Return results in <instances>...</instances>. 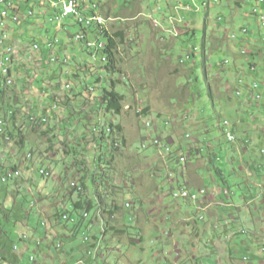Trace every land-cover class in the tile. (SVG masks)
Returning <instances> with one entry per match:
<instances>
[{"label":"rangeland","instance_id":"374dc122","mask_svg":"<svg viewBox=\"0 0 264 264\" xmlns=\"http://www.w3.org/2000/svg\"><path fill=\"white\" fill-rule=\"evenodd\" d=\"M124 1L109 0L104 12V17L108 19L106 24L110 34L113 36L117 32L124 34L122 39L114 36L118 45L115 73L108 74L102 68L99 58L96 60L98 65L96 67L94 60L87 54L88 49L82 48L83 43L75 42L73 39L67 42L64 33L60 32L57 33V38L67 43L58 44L56 53L64 54L70 59L67 69L64 70L61 66L51 67L45 80L38 72L44 69L38 64L30 65L27 69L35 76L32 78L29 75L16 80L15 86L0 102V119L4 120L6 134L11 138L9 142L0 140V169L3 168L4 162L7 169L18 167L23 173L21 180L9 186L3 184L1 181L3 174H0V184H2L0 185V228L5 227L13 242L10 244L9 240L7 245L6 241L4 242L8 252H11L14 244L22 247L17 259L19 264H31L29 257L34 255L38 259L39 255L32 253L35 250L31 253L25 252L26 246L19 242V237L23 233L31 235V239L35 238L32 240L33 245L36 244V240L44 243V252L40 261H44L45 264L48 257L57 258V262L59 261L62 252L57 251L56 244H61L64 250L71 252L70 257L74 259L85 258L84 254L88 250L95 249L98 251V257L103 258L104 262L101 264H199V261L206 258L205 254L211 255L199 254L198 252L203 251V248L199 243L193 245L197 247V251L191 248L189 239L185 242L187 252L180 254L179 258L176 256V260L172 255V258L165 262L163 258L166 255L163 256L159 252L156 238L171 224L162 223L161 216L156 214L160 210L153 209L158 206L163 209L164 205L161 203L150 205L151 200L148 199L154 197L155 201H161L160 194H153L150 189L153 190L154 186L164 183L170 186L171 182L167 171L166 176H161V179L158 176L153 154V150L156 153L158 150L151 148L152 150L142 151L143 137L155 135V132L144 126V122L148 120L154 122L155 131H162L164 136L172 137L176 148L182 151L188 148L199 151L201 159L191 160V163L197 164L190 168L191 176L196 175L195 169L199 170L202 167L204 169L205 165L200 162L205 154L208 156L214 149L218 160L212 155L210 167L213 178H218L217 169L222 170L237 194V200L241 198L242 189L236 186L238 176L241 175L238 172L240 151L238 144H234L235 141H230L227 137V133L230 132L229 127H225L227 120L223 122L224 134L233 144H229L223 137L221 128L223 119H229L234 124L235 113L230 111L228 114L229 107L235 108L236 112L239 111V107L236 106L235 100L222 99L225 88L229 89L222 80V74L226 73V70L211 66L214 67L227 57L224 52H227L229 57L233 50H241L242 46L238 45L241 43L228 41V38L229 40L234 36L237 38V33L228 32H236V27L246 26L248 20L254 24V20H250L247 15L251 16L256 0H221L220 4L215 3L218 0H209L211 6L209 15L202 6L204 0H170L169 2L127 0L126 4L121 5ZM177 3L191 4L190 6L194 8L190 13L180 11L187 17L179 25L182 35L176 38V34L171 32L170 23L169 34L162 32L160 35L149 16L159 21L168 20V12H172L173 16L177 15L173 10ZM158 8L161 10L155 12ZM220 16L225 20L223 25L218 23ZM63 22L71 24L68 25L67 32L72 35L80 30L73 17ZM33 23L40 25L41 21L34 20ZM191 28L195 31V37L184 36V33ZM45 29L52 37L56 35L54 28L49 24H46ZM205 34H207L205 48L210 51L206 64L201 59ZM20 37V35L16 37L15 43L12 41V44L18 47H14L15 52H18L13 69L15 65L23 64L16 63L18 53L27 55L28 62L34 63V59H37L36 53L29 54V46L33 42L39 45L42 43V41L39 43V33L35 31L29 35L28 41L25 36V38ZM256 40L258 41V38ZM234 44L236 46H233ZM194 48L197 50L195 51ZM190 52L196 54L192 60L187 59ZM39 55L44 57L43 51ZM241 55L244 56L243 50ZM82 57H85L86 61ZM47 58L51 59L50 54ZM234 58L237 56L234 55ZM262 59L264 60V56ZM263 60L258 64L259 74L261 69H264ZM182 61H186V65L182 66ZM192 66H195L194 73L190 71ZM204 69L207 71V79ZM67 71L70 73L67 74ZM257 75L258 73L251 72L246 76L251 81ZM111 81L117 83V91L125 98L124 112L120 116L106 115L105 110L100 106L102 89L108 88ZM57 83L60 85L59 88H56ZM67 85L71 86L69 90H65ZM44 86L52 88L50 94L41 93V88ZM44 91L48 92L49 89L44 88ZM55 104L58 108L53 110ZM141 111L151 117L142 120L139 115ZM263 112L262 109L257 112L262 124H264ZM30 116H46L49 118L48 123L39 129L37 126L32 128L30 121L27 120ZM193 117H199L195 122L197 128L185 124L188 120L195 121ZM164 118L170 121V126L161 125L158 121ZM108 123L120 125L123 129L125 144L119 150L105 152L99 148L97 140L99 135L94 134V127L101 130ZM234 126L239 129L238 124ZM244 132L238 130L237 140L241 139ZM184 134H190L192 141H184ZM21 141L24 143L19 144ZM29 152L34 154L33 160L30 161L27 159ZM187 152L185 151L184 154ZM246 155L250 154L246 153ZM99 156H102L101 163ZM41 169L50 170L53 177L45 179L40 176ZM72 184L80 186L84 184V191L79 193L73 190ZM147 189L150 193L146 192ZM80 200L96 204L97 209L91 211L90 218L85 222L78 219L76 229L72 230L73 225L63 223L59 218L63 214L70 216L73 205ZM31 201L36 203L33 207L29 205ZM169 201H166V211L178 210L174 209L176 205ZM130 202L134 205L140 203L141 209L138 212H142V221L139 217L136 218L137 221H130L128 216L130 212L125 209V204ZM111 209L114 211L110 212ZM7 214L11 222L6 220ZM193 214L190 209L182 215L180 212L176 213L174 222L182 219L183 215L186 222L174 224L170 227V231L181 232L185 236L194 235L197 227L191 223ZM26 222L32 224L28 230L23 226ZM43 222L46 223V227L42 225ZM122 225H126V228ZM140 228L141 240L136 242ZM77 230L79 233L76 232ZM85 237L91 239L86 243L88 246L83 243ZM238 247L232 245L231 255L225 254V264H257L259 257L264 258L262 240H257L250 247L243 245ZM223 252L216 250V259ZM118 255L122 260H119ZM68 259L72 260L69 257ZM66 260L67 258H64V261ZM208 260L209 264H216L212 259ZM94 263L95 260L91 257L89 264Z\"/></svg>","mask_w":264,"mask_h":264},{"label":"crops","instance_id":"0c3cea01","mask_svg":"<svg viewBox=\"0 0 264 264\" xmlns=\"http://www.w3.org/2000/svg\"><path fill=\"white\" fill-rule=\"evenodd\" d=\"M63 33L67 40V33L65 32ZM224 53H226L227 54L226 56L228 57V53L227 52ZM46 55L47 54H44L43 58H46L47 57ZM234 55H236L237 58H234ZM84 58L85 57H82V59L86 61ZM229 58L233 60L232 66L228 69L221 68V70H226V73L222 74L223 83L226 85L231 82L230 84V88H231L232 84H236L239 75L242 74V72L247 71V66L245 67L243 65L246 64V61L240 56L238 50H233L232 55H229ZM261 74L258 75L257 77L260 80H263L264 82V76L260 78ZM222 99L224 100L228 99V101L235 100L237 102L236 106L239 107L238 109L239 111L236 112L235 108L229 107L228 114H230V111H233L235 113V118L233 119L234 120L233 125H237V124L239 125V129L237 126H234L235 130H237V132L238 130L245 131L242 136L243 138L241 137V139L238 140L237 142L238 144L237 147L238 150L240 151V161H239L240 168L238 172L241 173V175L238 176L239 180H237L236 186L238 185L239 188L242 189L241 198L237 200V194L234 192V190L226 180V176L224 172L222 173L224 176V180L220 178L217 179L213 178L211 174L212 172H211L210 164H212L211 156L215 155L214 149L213 152H211L208 156H206V154L203 156L204 159L200 163L204 164L205 167L204 169L203 167L199 170L195 169L196 171L195 176L190 175L191 173L190 168L197 166V164L195 165L191 163V161L186 166L183 167L177 166V164L171 165V167L176 170L180 184L184 185L185 187H187L192 191H197L202 188H205L207 189L208 194L207 197L204 198L201 201V203H199L196 206L193 204L192 205L183 204V203L177 204L173 202V200L170 198L168 185L166 183H164L163 185L160 184L154 186L153 190L150 189L153 194H160L161 201L159 202L155 201L154 197H150V199H148V201L151 200L149 204L154 205L157 203H161V205H164L163 209H161L160 206L153 209L160 210L157 211L156 214L161 216L162 223L171 224L169 228L163 230L162 233L158 234V237L156 238V241H158L157 247L159 251L162 252L163 256L166 255V257L163 258L165 262L169 261L172 258V255H174V258L176 260V256H178L177 258H179L180 254L187 252L186 250L187 246L185 245L187 239H189V241L191 240L189 246L193 249H196V251H197V247L193 245H195L196 243L200 244V247L203 248V251L198 252L199 254L202 255H204L205 253L211 254L210 256L208 254H205L206 258H203L201 261H199V264H209L208 259H212L216 264H225L226 261L225 254L228 253L229 255H231L230 249L232 245L236 246V248H239L238 245L250 247L253 244H255L257 240L264 241V155L257 153V151L254 153H251L249 151L248 154L250 155H246V153L242 151L244 149V143L246 141H250L252 143L250 149L254 148L255 150H257L259 148L261 149L264 146V124L258 125L257 123H254L252 119L253 117L255 118L258 117L256 111H258L259 109H262L264 111V103L258 104L256 102H252V100L247 95H245L242 99H237L232 95V93L229 95L225 94L224 98ZM192 119H195V121L190 122L188 120V122L185 124L187 126L192 125L196 127L195 122L198 121L197 119H199V117L196 118L193 117ZM257 127L258 130H256ZM160 133L162 136H164L162 134V131ZM164 137L173 140V138L170 136H164ZM189 150L190 148H188L185 151L189 152ZM153 154L156 159V160L154 159L156 163L155 168L158 169L159 172L158 176L161 179V176L163 177L166 176V170H165L166 166L163 164L161 160L158 159V156L155 151H153ZM195 158L199 160L201 159V156L199 158L197 157ZM146 159L149 158L146 157ZM224 188H230L233 197L229 198L222 196L220 194V191L223 190ZM148 191L149 189H147L146 192L150 193ZM165 200L166 201L170 200L169 202H171L173 205H176L174 209H178V210L166 211L167 202ZM184 208L187 211H189L190 209V211L194 212L193 220L191 221V223L195 227H197V229L194 231V235L192 236L191 234L185 236L184 233L182 234L181 232L177 233L174 231L172 232L170 231V227H172L174 224L178 225L184 221L186 222L185 215H183L184 217L182 219H178L175 222L173 221L174 215L176 213L180 212L181 215L186 213V210H184ZM141 213L138 211L136 212V216L139 217V219H141ZM199 216H201V218L202 217L205 218V220L204 221L198 220ZM155 222L156 221H153V223ZM28 223L29 225L27 226V230L30 227V225H32L31 222H26V224L25 223L23 224V225H27ZM174 229H176V227ZM5 234L6 231H5V227L3 226L2 228H0V242H1L0 247L2 248L4 247V240L6 239ZM30 248L31 250H33L34 245L30 244ZM218 249L223 250L224 252L220 253V255H218L216 259L215 251ZM72 250L73 249L71 248L70 251ZM118 258L119 260H122V258L119 255ZM258 260L259 261L257 264H262V262H264V258L262 257H259ZM260 261L261 263H259ZM1 264H3V262Z\"/></svg>","mask_w":264,"mask_h":264},{"label":"built area","instance_id":"2783aa9c","mask_svg":"<svg viewBox=\"0 0 264 264\" xmlns=\"http://www.w3.org/2000/svg\"><path fill=\"white\" fill-rule=\"evenodd\" d=\"M152 1V0H147ZM159 1V0H154ZM150 8V7H149ZM264 8V0H257L256 6L253 10V14L256 16V9ZM100 4L99 3H92L91 0H84V5H76V0H51V4H42V0H0V20H3V27H0V50H7V56L9 52H14L13 44L11 37H9V29H16L20 30L22 27H26L28 30H34L38 28L37 31L43 30V26L34 24V20H40L41 22H44L46 24H51L57 26V29H61L63 26V21L67 18L73 17L75 19V13H82L83 14V23H77L83 30H89L92 28H95L96 30L98 28H105L106 21H102L100 19ZM9 11H19V19H10L9 18ZM160 11V8L156 10L155 12ZM184 12H192L187 11L184 9ZM169 13V20H162L159 21L157 19H154L153 16H149L150 21H152V24L156 29L159 30L160 35H162V32L168 33V26L169 23H176V38L179 37L180 31H179V25L183 23L184 18L181 13H176V16H173L172 12ZM257 17V16H256ZM258 18V24L259 28L262 31V42L264 46V21H262L259 17ZM32 20V22H31ZM240 35L247 36L250 34V31L246 28H242L239 31ZM169 34V33H168ZM164 39V37H162ZM238 33L237 38H231V41H238ZM76 41L77 42H85L87 49L91 52L93 59H97V55L95 54V46H102V43L98 42H90L86 40V36L83 32H79L76 35ZM46 42L48 45V50H55L56 44H58V41H53L48 38H46ZM34 44V42H33ZM244 56H247L249 54L247 49H243ZM56 53V50H55ZM7 57H0V80L4 82V85L6 87L12 88L15 85V68L14 69H4V62ZM45 63L47 65H55L58 63V61H51L50 58H43ZM187 59H191V57L188 55ZM61 61V59H60ZM65 63H67V60H62ZM16 63H29L27 55L23 53H18V61ZM251 65V64H250ZM16 67V65H15ZM251 71H255L254 67L250 68ZM240 84L242 86H245V81L241 80ZM249 90L253 93L252 100L255 102H261L264 100L263 94L259 92V85L257 83H254L251 87H249ZM237 96H241V91H238ZM53 110H56L55 106H53ZM45 117L46 116H30L32 119H37V129L40 128V126L45 125ZM142 118L144 116H141ZM163 124L166 126H169L170 122L169 120H163ZM4 125L3 120L1 119V127ZM144 126L147 129H151V131L155 132L157 134V131H155V126L152 121L148 120L144 122ZM225 127H229L230 129V138H235V143L237 141L236 134L232 130V124L230 121H226ZM3 131L1 130L0 134L3 135ZM149 135V137L146 139V141L142 144V150L146 151V144H154L158 146V153L157 156L159 160L163 162L164 165L170 167L171 165L177 164V166H185L189 163V161L199 155L198 150L192 149L191 152H187L184 154V151L182 149H178L175 146V141L168 139L167 137H160L158 135ZM183 139L185 141H192L190 134H185L183 136ZM4 141L9 142L10 138L6 135H4ZM180 147V146H179ZM34 155L32 152H29L27 155L28 161L33 160ZM41 176H44L45 178L49 179V176H47L45 173H43L41 170L39 171ZM23 173L21 172L20 178H13L12 176V170H9L5 173H3V184H9L12 182H16L22 178ZM168 176L170 177V190H171V196L176 201H182V202H192L196 203L200 199V197H207V190L202 189L196 193H192L186 189L178 188L176 186L175 176L176 172L173 171V169L168 170ZM72 188L77 190L79 192V185L72 184ZM224 196L229 195L228 190L223 191ZM35 202H31V206H34ZM131 204H126V209H130ZM85 218L89 217V214H84ZM63 221H70L69 215H63L62 216ZM22 242L27 243L29 240L28 235H22L21 236ZM86 242H90L89 238L84 239ZM39 243H37V246L39 247ZM60 247V245H58ZM13 250L17 252L19 250V247L17 245L14 246ZM31 249H27V252H30ZM37 250L32 252L33 254H37ZM1 259V257H0ZM37 257L31 256L29 257V261L31 264H36ZM12 264V263H8ZM65 264V263H62ZM76 264H83L82 262L76 263Z\"/></svg>","mask_w":264,"mask_h":264},{"label":"clouds","instance_id":"9594fccd","mask_svg":"<svg viewBox=\"0 0 264 264\" xmlns=\"http://www.w3.org/2000/svg\"><path fill=\"white\" fill-rule=\"evenodd\" d=\"M92 2H98L99 4H100V7H101V9H100V14L104 17V12L106 11V7H107V2L109 1V0H91ZM136 1V0H135ZM140 1H143V2H149V1H147V0H140ZM256 2H257V0L255 1V6H256ZM216 4H220V3H222L221 2V0H218V2H215ZM121 5H123V4H121ZM202 6L206 9V13H207V15H209V8L211 7L210 6V1L209 0H204L203 2H202ZM147 7L149 8V6L147 5ZM255 8V7H254ZM254 10V9H253ZM253 10H252V12H251V16H249V15H247V17L250 19V20H254V24H251V22H249V20H248V23H247V25L246 26H242V27H239V28H237L236 27V32H228V33H238V38H239V40L238 41H231V40H229V38H228V41H230V42H237V43H241V44H238V45H241L242 47H241V50H238L239 51V54H240V56L246 61V64H243L245 67L247 66V71H244V72H242V74H240L239 75V78H238V80H237V82H236V84H233L232 85V87L230 88V84H231V82L229 83V84H226V85H228V86H225V87H227V88H229V89H226V90H224V94H226V95H229V94H231L232 93V95L235 97V98H237V99H242L245 95H247L251 100H252V95H253V93L249 90V87H251L254 83H257L258 85H259V92L261 93V94H263V97H264V82H263V80H260L257 76L258 75H260L259 74V67H258V64H259V61H260V63L262 62V56H264V46H263V42H262V31L260 30V28H259V24H258V18L253 14ZM190 13V12H189ZM183 18H184V21L186 20V16H184L183 15ZM104 19H105V21H106V23H107V18H105L104 17ZM225 20H223L222 19V17L220 16L219 18H218V23H219V25H223V23H225L224 22ZM31 22H32V20H31ZM105 23V29H104V31H103V33H100V32H98L95 28H92V29H89V30H83L79 25V27H80V30L78 31V32H76L75 34H71V33H69V32H67V29L69 28H67V26H68V23L67 24H65L64 22H63V26H62V28L61 29H57V26H55V25H51V24H49V26H51V27H53L54 28V30H55V33H56V35L54 36V37H52L51 35H50V33H49V31L47 30V29H45L46 28V23H44V22H41V26H43V30H41V31H38L37 33H39V37H38V41H39V43H41L40 41H42V43L40 44V45H42L43 47L42 48H44V46H45V44H43L44 43V41L46 40V38H48V39H50V40H53V41H58V44H66L67 42H68V40H71V39H73L74 40V38H75V36L79 33V32H83L84 31V34H85V36H86V39H87V41H90V42H98V43H103L104 45H105V49L103 50V51H100L98 54H97V59L99 58L100 59V62H101V64L103 65L102 66V68L105 66V65H107L108 63H109V56H108V54L105 52L106 50H107V46H108V44H109V40L110 39H112L113 41H115V43H117V40H116V38L113 36V35H111L110 34V32H109V28H108V26H107V24ZM77 25V24H76ZM73 26V25H72ZM38 28L39 27H37L36 29H35V31H37L38 30ZM242 28H246V29H248L249 31H250V34L249 35H247V36H243V35H240V33H239V31L242 29ZM256 28H257V30H256ZM44 31H45V33H44ZM60 32H65V33H67V42H61V40H59L58 38H57V33H60ZM20 33L21 34H24L25 35V37L28 39V37H29V35L31 34V33H34V30H28L26 27H22L21 29H20ZM185 34V33H184ZM182 35V34H181ZM180 35V36H181ZM258 35V36H257ZM179 36V37H180ZM206 36H207V34H205V44H202V46H204L205 47V45L207 44V41H206ZM258 38V41L256 40ZM103 39H105V40H103ZM75 42H77V41H75ZM260 43V44H257V43ZM81 43H83V44H81L82 46H83V48H87L86 47V44H85V42H81ZM202 43H203V41H202ZM243 43V44H242ZM58 44H56V46L58 45ZM252 46H250V45ZM68 45H73V44H68ZM233 46H236L235 44L233 45ZM117 48H118V45H117ZM117 48H116V50H117ZM243 49H247L248 50V52H249V54L247 55V56H243V55H241V51L243 50ZM56 50V49H55ZM194 50L196 51L197 50V48H194ZM118 51V50H117ZM46 52H48L47 50H44V52H43V54H46ZM88 53V55H89V57L92 59V60H94V62H95V64H96V60L97 59H93V57H92V54H91V52L88 50L87 51ZM202 52H203V50H202ZM208 52V53H207ZM57 55H56V57L59 59V61H58V63H56L55 65H47V63H45V61H44V59H43V56L42 55H39V54H36L35 55V58H37V59H34V63H23L22 65H17L16 67H15V72H14V75H15V84H16V80H18V79H20V78H25V77H27V76H29V75H31V77L33 78L35 75H34V73L33 72H30V70H28L27 69V67L28 66H30V65H39L42 69H44V70H42V71H38V72H40L41 73V75H43L44 76V79L46 80L47 79V77H48V73H49V70L51 71V67H59V66H61L62 68H64V70L65 69H67V67L70 65V59L67 57V56H65V55H63V54H59V53H56ZM191 54H192V56H191ZM210 54V51H207V49L205 48V53H204V55L206 56V62L205 61H203V59H202V56H201V59H202V61H203V63L204 64H206V63H208V55ZM194 55H196V54H194L193 52L191 53H189V56L191 57V59H193L194 58ZM102 56H105L106 57V62H102L101 61V57ZM262 60H261V59ZM60 59H61V61H60ZM190 59V60H191ZM62 60H67V63H65L64 61H62ZM184 60H185V58H184ZM186 63V61L183 63V64H181L182 66H184V65H186L185 64ZM232 63H233V60L231 59V58H229V57H226L222 62H220L219 64H216L214 67L213 66H211L212 68H217V69H221V68H226V69H228V68H230L231 66H232ZM263 63H264V60H263ZM193 64L195 65L196 63H195V61H193ZM251 64V65H250ZM98 65L96 64V67H97ZM251 67H254L255 68V71H251ZM101 68V69H102ZM262 71H261V76H260V78H262L263 76H264V69H261ZM204 71L207 73V71L204 69ZM251 72H253V73H258V75L256 76V77H254V79L253 80H251V81H249L248 80V77L246 76L248 73H251ZM62 75L64 74V71L62 70ZM70 72L69 71H67V74H69ZM205 79H206V76H205ZM241 80H244L245 81V86H242L241 84H240V81ZM15 86V85H14ZM13 86V87H14ZM59 84L57 83L56 84V88H59ZM12 87V88H13ZM0 88H1V90H3L6 94L12 89V88H9V87H6L5 85H4V82L2 81V80H0ZM44 88H47V89H49V91L48 92H45L44 91ZM63 88H64V86H63ZM71 88V86L70 85H67L66 86V88H65V90H69ZM42 90H41V93H43V94H50L49 92H50V90L52 89V88H49V87H43V88H41ZM238 91H241V96L240 97H238L237 96V92ZM4 99V97H1L0 96V102H1V100H3ZM252 102H255V101H253L252 100ZM256 103H258V104H263L264 103V100H262L261 102H256ZM53 106H57V104H55V105H53ZM53 108V107H52ZM57 108H58V106H57ZM260 111V109L258 110V111H256V113L257 112H259ZM139 115H140V117L141 116H144L143 118H142V120H146L147 118H150L151 116H148V114H145L144 113V111H141L140 113H139ZM51 118V117H50ZM186 118V117H185ZM185 118L183 119V121L185 120ZM4 119V118H3ZM49 119V118H48ZM155 119V118H154ZM253 119V122L254 123H257L258 125H262V121H261V118L258 116L257 118H255V117H253L252 118ZM1 120V119H0ZM163 120H166L165 118L163 119ZM163 120H161V119H158V121L161 123V125H164L163 124ZM222 120V119H221ZM225 120H228V121H230L229 119H223V121H222V123H221V128H222V134L224 135V137L226 138V136H225V134H224V132H225V129H224V127H223V122L225 121ZM255 120H258V121H255ZM29 121V120H28ZM3 122H4V120H3ZM170 122V121H169ZM154 123V122H153ZM230 123L232 124V130L234 131V133L236 134L237 133V130H235V128H234V125H233V123L230 121ZM29 124V123H28ZM47 125V124H46ZM46 125H42V126H40V127H43V126H46ZM30 126V125H29ZM166 126V125H165ZM170 126V125H169ZM31 127V126H30ZM166 127H168V126H166ZM35 129V128H34ZM1 130L4 132L3 133V135H1L0 134V140H4V135H6L7 136V134H6V130H5V122H4V125L2 126V127H0V132H1ZM94 134L95 133H97L98 131H99V129L97 128V127H94ZM154 133V132H153ZM154 134H156V133H154ZM156 135H158V136H160V137H163L162 135H161V133H160V131H158L157 130V134ZM185 135V134H184ZM149 137V135H147V136H144L143 138H144V141H143V143L146 141V139ZM9 138H10V136H9ZM11 139V138H10ZM227 140V139H226ZM185 141V140H184ZM228 141V140H227ZM229 142V141H228ZM238 142V140L236 141V143ZM142 143V144H143ZM230 143V142H229ZM236 143H234V144H236ZM230 144H233V143H230ZM252 146V143L250 142V141H246L245 143H244V149L242 150L243 152H245V153H248L249 151L251 152V153H254V152H256L257 151V153H259V154H261V155H264V146L260 149H257V150H255L254 148L253 149H250V147ZM117 147H122V145H120L119 144V146H117ZM152 150V149H151ZM142 151H145V150H142ZM154 151V150H153ZM191 151H192V149H191ZM156 152V151H155ZM185 152V151H184ZM199 152V151H198ZM157 154V153H156ZM34 155V154H33ZM200 157V155H198L197 156V158H199ZM159 159V158H158ZM192 159H196V158H193L192 157ZM191 159V160H192ZM190 160V161H191ZM189 161V162H190ZM3 168H1L0 169V174H3V173H5V172H7V171H9V170H12V169H19L18 167H13V168H6V164L3 162ZM187 165V164H186ZM185 165V166H186ZM166 166V165H165ZM183 167V166H182ZM170 168L171 169H173L171 166H170ZM170 168H167V170H166V167H165V170L167 171V175H168V170L170 169ZM42 170V169H41ZM44 170H46V169H44ZM46 171H50V170H46ZM173 171H175L176 172V170L175 169H173ZM51 172V171H50ZM23 176V175H22ZM41 176V175H40ZM42 177H44V176H42ZM45 178V177H44ZM22 179V178H21ZM20 179V180H21ZM45 179H47V178H45ZM19 181V180H18ZM175 181H176V186L178 187V188H183V189H186V190H188V191H190V192H192V193H196V192H198V191H200V190H202V189H205V188H202V189H200V190H197V191H192V190H190V189H188L187 187H185L184 185H182V184H180L179 183V180H178V177H177V173H176V176H175ZM17 182V181H16ZM16 182H12V183H9V184H6L5 186H9V185H13L14 183H16ZM82 187H83V191H84V186L82 185ZM73 189V188H72ZM73 190H75V189H73ZM205 190H207V189H205ZM224 190H228L229 191V195L228 196H224L223 195V191ZM75 191H77V190H75ZM168 191H169V195H170V198L174 201V202H176V203H178V204H181V203H183V204H189V205H198L199 203H201V201L204 199V198H206V197H200V199L198 200V202H196V203H192V202H182V201H176V200H174L173 198H172V196H171V190H170V186H168ZM78 192V191H77ZM79 193H81V192H79ZM207 194H208V191H207ZM220 194L222 195V196H224V197H229V198H231V197H233L232 196V192H231V189L230 188H224L223 190H221L220 191ZM80 201H82L83 203H85L86 201H83V200H80ZM32 202V201H31ZM31 202L29 203V205H30V207H33V206H31ZM34 202V201H33ZM88 202V201H87ZM36 204V203H35ZM90 204L92 205V210L93 209H97V205L96 204H93V203H91L90 202ZM128 204V203H127ZM130 204H131V208L130 209H126V204H125V209H126V211H128V212H130V214L128 215L130 218V221H137V216H136V212L137 211H140V209H141V206H140V203H139V205L137 204V205H134L133 203H131L130 202ZM116 207V206H115ZM91 210V211H92ZM91 211H86V210H79V211H77V213H74V209H73V212L71 213V215L69 216L70 217V221H63L62 220V217L61 218H59L60 219V221L61 222H63V223H67V224H71V225H73V226H75V225H77L78 224V219L79 220H82V221H84L85 222V220H88L89 218H90V213H91ZM110 212H112L113 210L111 209V210H109ZM85 213H87V214H89V217L88 218H85L84 217V214ZM64 215V214H63ZM62 215V216H63ZM65 215H67V214H65ZM198 220H202V221H204L205 220V218H201V216H199L198 217ZM91 221V220H90ZM89 221V222H90ZM9 222H11V220H9ZM44 227H46V223L45 222H43V224H42ZM122 227H125L126 228V225H122ZM129 234V233H128ZM127 234V235H128ZM141 228L139 229V232L137 233V240H135L136 242H139L141 239H140V237H141ZM22 235H28L29 236V240H28V242L27 243H24V242H22V239H21V236ZM127 235H125V236H127ZM140 235V236H139ZM5 236H6V238L8 237V236H10L7 232H6V234H5ZM21 236L19 237V242H20V244H22V245H25L27 248L25 249V252H27V249H31L30 248V244L32 245V240H35V238H32L31 239V235H29V234H27V233H23V234H21ZM104 236V234L101 236V238ZM85 238H89V237H85ZM84 238V239H85ZM90 239V238H89ZM6 241V239L4 240V242ZM11 242H10V244H13V242H12V240H10ZM90 241H91V239H90ZM9 243V240L6 242V245ZM37 243H39L40 245H39V247L37 246ZM83 243H89V242H86L85 240H83ZM15 245H17V244H14L13 245V247H12V250H11V252H8L7 251V249H6V246H5V244H4V247L2 248V247H0V257H1V259H0V264L3 262V264H8V263H12V264H19V262L17 261V259H18V254H20V251H21V249H22V247H20L19 245H17L18 247H19V250L17 251V252H15L14 250H13V248H14V246ZM43 245H44V243H41L40 241H37L36 240V244H34V249L33 250H30V252H27V253H31L32 251H34V250H37L38 249V251H37V254H39L38 255V259H37V261H38V264H45L44 263V261H40V257H42V252H44V248H43ZM58 245H60V247H58ZM87 245V244H86ZM45 246V245H44ZM88 246V245H87ZM1 248H2V250H1ZM56 249H57V251L58 252H62V255H61V257H60V259H59V261L57 262V258H53V259H49V257L46 259V262H47V264L49 263V264H62V263H65V264H76V263H79V262H82L83 264H89V260H91V257L95 260V263L94 264H96V263H102V262H104L103 261V258H101L100 256L98 257V251L97 250H95V249H90V250H88L85 254H84V256H85V258H78V259H74V258H72V257H70V252L69 251H67V250H64L63 249V246L61 245V244H56ZM5 250V251H4ZM41 251V252H40ZM263 251H264V248H263ZM160 252V251H159ZM161 254H162V252H160ZM68 254H69V256H68ZM17 255V256H16ZM69 258H71L72 260H69L68 259V257ZM86 256L88 257V258H86ZM11 257H15V258H12L11 259ZM104 257H106L105 255H104ZM64 258H67V260L66 261H64ZM69 262H75V263H69ZM106 263V262H105Z\"/></svg>","mask_w":264,"mask_h":264},{"label":"trees","instance_id":"16d2710c","mask_svg":"<svg viewBox=\"0 0 264 264\" xmlns=\"http://www.w3.org/2000/svg\"><path fill=\"white\" fill-rule=\"evenodd\" d=\"M133 1H135V0H133ZM126 3H127V0H125L121 4L124 5ZM195 35L196 34H195V31L193 28H191L190 31H186L184 34V36H187L188 38H192L193 36L195 37ZM114 36L122 39L124 34L122 32H117ZM202 44H205V36L203 38ZM116 48H117V43H115V41L110 39L109 44L107 46L108 50L105 51L109 56V63L103 67L107 71L108 74H113L117 70V65H116L117 50H116ZM202 50H203L202 59H203V61L206 62V56L204 55V53H205V47L204 46H202ZM191 56H192V54H191ZM194 57H195V55H194ZM195 66H196V64H195ZM195 66L191 67L190 71H193L192 73H194V71H195ZM205 76H207L206 72H205ZM116 88H117V83L114 81H111V85L108 88L105 87L102 89V94L100 97L101 98L100 106L105 110L106 115L115 114L117 116H120L124 112V100H125V98L122 94H120L117 91ZM5 95H6V93L3 90H1V88H0V96L5 97ZM13 117H15V115H13ZM29 119H30V117L27 120H29ZM34 126H37V125H34ZM34 126H32V128ZM109 129H111V130H109ZM122 131H123V129L120 125H114L113 123H108L103 129H101L97 133H95V134L99 135L97 137V140H98L99 145H100L99 148H101V150H103L105 152H106V150L108 152L119 150L120 147H117V146H119V144L122 146L125 144V138L122 136ZM23 143H24V141L19 142V144H23ZM215 159L218 160V157L216 155H215ZM211 160H212V158H211ZM101 162H102V156H99V163H101ZM108 165H110V164H108ZM216 172H217L218 178L224 180V176L222 174L223 171L220 169H217ZM92 208L93 207L90 204V202L83 203L82 201H79L73 205L74 213H77V211H79V210L91 211ZM115 209H116V207H115ZM6 210L10 211V209H6ZM5 218L9 222L10 216L8 217V214L5 216ZM28 225L29 224L23 225V226L27 228ZM75 229H76V225L73 227L72 230H75ZM76 232H78V230ZM8 240H11L10 236H8L6 238V242Z\"/></svg>","mask_w":264,"mask_h":264},{"label":"bare ground","instance_id":"6f19581e","mask_svg":"<svg viewBox=\"0 0 264 264\" xmlns=\"http://www.w3.org/2000/svg\"><path fill=\"white\" fill-rule=\"evenodd\" d=\"M159 1H161V0H159ZM166 1L169 2L170 0H166ZM92 3H98V2H92ZM42 4H51V0H42ZM76 5H84V0H76ZM190 5L177 3L175 9H173V10H175L174 13H180V11H184V9L187 11H193L194 8L191 7ZM160 10H161V8H160ZM256 16L259 17L262 21H264V9L263 8L256 9ZM9 18L10 19H19V11H9ZM100 19H102V21H105L104 17L101 14H100ZM75 20L77 23H83V14L82 13H75ZM168 20H169V15H168ZM170 24L172 25V31L171 32L176 34V23H170ZM0 27H3V20H0ZM104 29L105 28H98L97 31L100 33H103ZM18 35L21 36L20 38H25L24 37L25 35L21 34L20 30H16V33H15V29H9V37H11V40L14 41V43L16 42V37ZM36 36H38V35H36ZM234 38H236V36H234ZM29 40H31V39L29 38ZM27 41H28V39H27ZM32 41H33V39H32ZM74 41H76V36L74 38ZM29 44H31V43H29ZM43 44H45L44 48H42V45H39L38 43H34V44L30 45L29 46V54H34V53L41 54L42 51L44 52V50H47L48 52H46V54H47L46 56L48 57V55L50 54L51 55V59H50L51 61H59V59L56 57L57 54L55 53V50H48V45H47L46 40L44 41ZM14 47L15 46L13 44L14 52H9L8 56H7V50H2L0 52V57H7L5 62H4V69H13V67H14L15 59H16V52H18V51L15 52V48H18V47H15V48ZM19 49H21V48L19 47ZM104 49H105V45L103 43H102V46H95V54L97 55L100 51H103ZM101 61L106 62V57L102 56ZM55 108L57 109V106H55ZM29 121H30V124L32 126L37 125V119L35 120V119L30 118ZM46 123H48L47 117H45V124ZM109 130H111V129H109ZM227 137L230 141H235V138H230V132L227 133ZM151 148L158 150V146H156L154 144H150V145L146 144V149L149 150ZM42 172L45 173L49 177H53V174L50 171H46V170L44 171V169H42ZM12 176H13V178H20L21 171L19 169H16V170L12 169ZM1 181L3 182V176L1 177ZM0 185H2V184H0ZM79 192H83V187L80 185H79ZM36 264H38L37 260H36Z\"/></svg>","mask_w":264,"mask_h":264}]
</instances>
